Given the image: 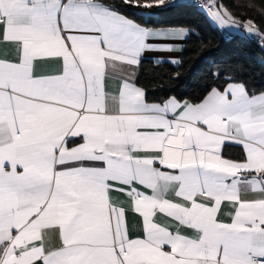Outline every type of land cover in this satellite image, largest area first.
I'll use <instances>...</instances> for the list:
<instances>
[{
    "label": "snow or ice",
    "instance_id": "1",
    "mask_svg": "<svg viewBox=\"0 0 264 264\" xmlns=\"http://www.w3.org/2000/svg\"><path fill=\"white\" fill-rule=\"evenodd\" d=\"M121 3L146 19L103 0H0V264H264V92L214 81L149 101L134 71L113 86L117 64L198 35L151 19L183 0ZM199 8L260 35L216 0Z\"/></svg>",
    "mask_w": 264,
    "mask_h": 264
},
{
    "label": "trees",
    "instance_id": "2",
    "mask_svg": "<svg viewBox=\"0 0 264 264\" xmlns=\"http://www.w3.org/2000/svg\"><path fill=\"white\" fill-rule=\"evenodd\" d=\"M115 4L122 14L134 19L137 10L123 5L121 0H103ZM184 8L151 18L163 26L185 27L198 35L191 36L184 44L180 63H153L142 60L136 82L146 90L149 101L166 97L183 99L201 98L205 87L218 82L224 88L227 82L246 85L250 92H264V48L258 41L242 35H224L214 26L204 12L188 5ZM225 8L240 22L252 20L258 32L264 33V0H220ZM231 148L226 155H231ZM239 153V151H238Z\"/></svg>",
    "mask_w": 264,
    "mask_h": 264
},
{
    "label": "crops",
    "instance_id": "3",
    "mask_svg": "<svg viewBox=\"0 0 264 264\" xmlns=\"http://www.w3.org/2000/svg\"><path fill=\"white\" fill-rule=\"evenodd\" d=\"M186 2H187V0H183V3H186ZM223 9L226 10L225 8H223ZM235 20H237V19H235ZM237 21H239V20H237ZM243 23L244 22H240L241 25ZM213 25L218 27V25H216V24H213ZM219 29L224 33V35H231V34L242 35L243 33H247V30H245L243 27H240V28L232 27L230 29L229 28H224V29L219 28ZM255 30H256V28H255ZM183 48H184V45H183ZM182 51H183V49L181 51H175V52H171V53H169V52H145L142 60L151 61L153 63H169L172 65H177V64L170 63L168 61H170L171 59H177L180 61ZM139 66H134V68L130 69L129 66L117 64L116 68L110 69V71L112 72V75L109 77V83L114 86L119 81V78L129 77L132 75L133 71H134V76L136 79L137 74H138V70H139ZM226 86H227V84L225 85V87ZM231 148L237 150V151H232L231 155H237L238 151H239V146L233 145ZM113 196L117 197V196H120V194L113 193ZM124 199H126V197H124ZM232 212H233V209L231 208L230 205H228L227 203L222 204L221 211L218 214V219H220L222 222H231V213ZM129 220L131 222V217H129ZM50 241L52 242L53 245H57L59 243V241L56 239L55 236L50 237Z\"/></svg>",
    "mask_w": 264,
    "mask_h": 264
},
{
    "label": "rangeland",
    "instance_id": "4",
    "mask_svg": "<svg viewBox=\"0 0 264 264\" xmlns=\"http://www.w3.org/2000/svg\"><path fill=\"white\" fill-rule=\"evenodd\" d=\"M219 10L220 11H226V10H224L221 6L219 7ZM209 20H210V18H208ZM211 21V20H210ZM212 22V21H211ZM213 24H215V22H212ZM217 25V24H216ZM219 27V26H218ZM220 28V27H219ZM246 30V29H245ZM260 33V35L259 36H257L256 34H255V32L254 33H252V34H250V33H246L247 35V37L248 38H251V39H254V40H256V41H258V43L261 45V47H263L264 48V33H261V32H259ZM244 34V33H243Z\"/></svg>",
    "mask_w": 264,
    "mask_h": 264
},
{
    "label": "built area",
    "instance_id": "5",
    "mask_svg": "<svg viewBox=\"0 0 264 264\" xmlns=\"http://www.w3.org/2000/svg\"><path fill=\"white\" fill-rule=\"evenodd\" d=\"M208 2L211 3V0H208ZM216 2L218 4V6H219L220 0H216ZM186 3L188 5L196 8L197 10H200L199 5L204 4L205 0H187ZM206 12H207V9L205 8L204 13L206 14Z\"/></svg>",
    "mask_w": 264,
    "mask_h": 264
}]
</instances>
